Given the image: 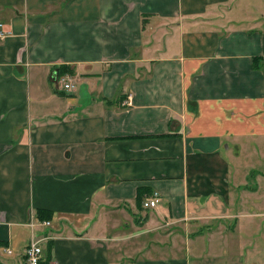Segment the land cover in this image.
<instances>
[{
  "label": "crops",
  "instance_id": "0c3cea01",
  "mask_svg": "<svg viewBox=\"0 0 264 264\" xmlns=\"http://www.w3.org/2000/svg\"><path fill=\"white\" fill-rule=\"evenodd\" d=\"M0 24V264L31 237L57 264H264L261 182L230 170L264 140V0H0Z\"/></svg>",
  "mask_w": 264,
  "mask_h": 264
},
{
  "label": "rangeland",
  "instance_id": "374dc122",
  "mask_svg": "<svg viewBox=\"0 0 264 264\" xmlns=\"http://www.w3.org/2000/svg\"><path fill=\"white\" fill-rule=\"evenodd\" d=\"M169 24V26L173 25L171 23ZM233 160L234 161H230V170L233 172V177L237 169H244L246 173H240V180H244L246 177V182H248L250 186L255 182H261V199L264 198V140L257 143L251 142L245 146L241 150V154L233 158ZM262 205L264 204L262 203ZM260 210H263V208ZM261 255H264V253H261Z\"/></svg>",
  "mask_w": 264,
  "mask_h": 264
},
{
  "label": "built area",
  "instance_id": "2783aa9c",
  "mask_svg": "<svg viewBox=\"0 0 264 264\" xmlns=\"http://www.w3.org/2000/svg\"><path fill=\"white\" fill-rule=\"evenodd\" d=\"M4 37L5 34L2 32V24H0V39H3ZM57 83L61 85L62 90L69 92L73 89L75 85V80L74 78L65 75L61 77V79L57 80ZM155 200L156 198L144 201L142 203V207L144 209L155 207ZM45 225H48V223H45ZM30 227L32 228L33 226L30 225ZM39 242L40 241L37 240L35 237L30 238L28 245L26 246L24 251V260L22 264H57L54 261L48 262L43 259L42 249L39 245Z\"/></svg>",
  "mask_w": 264,
  "mask_h": 264
},
{
  "label": "trees",
  "instance_id": "16d2710c",
  "mask_svg": "<svg viewBox=\"0 0 264 264\" xmlns=\"http://www.w3.org/2000/svg\"><path fill=\"white\" fill-rule=\"evenodd\" d=\"M63 73H67V72H69L67 69H64L63 68V71H62Z\"/></svg>",
  "mask_w": 264,
  "mask_h": 264
}]
</instances>
